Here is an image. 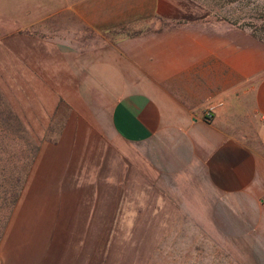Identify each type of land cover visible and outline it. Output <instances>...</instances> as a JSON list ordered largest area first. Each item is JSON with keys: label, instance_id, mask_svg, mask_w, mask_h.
<instances>
[{"label": "crops", "instance_id": "crops-1", "mask_svg": "<svg viewBox=\"0 0 264 264\" xmlns=\"http://www.w3.org/2000/svg\"><path fill=\"white\" fill-rule=\"evenodd\" d=\"M0 7V32L8 33L0 35V47L14 51L28 49L23 25L59 16L97 33L155 31L127 42L129 58L119 67L111 66L112 53L104 54V77L116 73L127 82L113 100L96 108L93 92L90 100L78 88L66 95L62 110L74 115L62 118L60 135L40 146L28 171L25 219L49 227L88 225L97 199L120 208L130 186L141 184L145 193L163 191L172 206L188 209L195 202L205 209L204 218L192 222L213 225L200 229L213 240L214 264H264L263 40L248 28L208 21L209 12L176 23L186 12L177 0H0ZM35 57L29 51V75L47 79L45 70L38 72L46 60L36 68ZM55 92L54 100L40 102L41 110H56L61 94ZM218 102L207 120L206 109ZM83 111L106 112V132ZM79 209H86L83 220ZM71 210L74 216L62 217ZM117 214L106 222H120ZM50 234H13L6 264H41L35 255L44 250L57 253L61 264H80L72 233L48 243Z\"/></svg>", "mask_w": 264, "mask_h": 264}, {"label": "rangeland", "instance_id": "rangeland-1", "mask_svg": "<svg viewBox=\"0 0 264 264\" xmlns=\"http://www.w3.org/2000/svg\"><path fill=\"white\" fill-rule=\"evenodd\" d=\"M177 1L184 5L186 12L181 20L174 21L176 23L209 12L208 21L248 28L264 41V0ZM20 18L22 16L14 19L17 24L22 23L17 20ZM44 22H38L32 28L23 25V31H19L29 35L25 41L27 50L0 47V264H6L8 243L15 233H31L38 237L51 233L48 243L58 242L53 238H60L61 233L63 236L72 233L70 242L80 264H214V257L210 255L213 240L204 238L203 234L205 228L213 225L192 222L204 218L201 214L205 209L195 206V202H191L193 206L188 209L172 206L174 203L166 201L165 196H161L163 191L155 187L145 193L143 185H131V191L124 193L121 207L116 209L109 207L108 201L97 199L94 221L88 225L59 223L49 227L34 223L29 216L25 219L22 210L24 189L16 204L9 209L8 194L13 188L9 185L15 187L17 179L24 178L23 173L33 166L40 146H46L60 135L62 118L74 115L72 111H63L68 107L64 103L66 95L78 88L79 94L89 95L90 100L93 92L96 108L104 101L113 100L119 86L127 82L120 80L116 73L110 79L104 77V54L112 53L111 66L119 67L129 58L127 42L155 34V31L140 32L137 29L97 33L66 16L45 19ZM157 27L163 28L162 23ZM6 34L0 32V35ZM34 41L36 44H31ZM31 50L37 54L36 68L40 59L46 60L44 69L39 68L38 72L45 70L47 79H40L39 74L38 77L29 75L27 56ZM58 55L61 60L55 61ZM65 63L68 68L63 72L61 67ZM55 74L59 79H54ZM48 75L52 78L49 79ZM56 83L58 86L54 87ZM54 92L61 94L55 104L56 110H41L40 102L54 100ZM81 114L88 119L93 115L100 130L106 132L103 127L106 112L83 111ZM66 212L63 218L75 215L74 210ZM85 212L86 209H79L78 219L83 220ZM183 212L192 214L186 216ZM116 214L120 216V222H106ZM52 251H39L35 256L41 264H61L58 254Z\"/></svg>", "mask_w": 264, "mask_h": 264}, {"label": "trees", "instance_id": "trees-1", "mask_svg": "<svg viewBox=\"0 0 264 264\" xmlns=\"http://www.w3.org/2000/svg\"><path fill=\"white\" fill-rule=\"evenodd\" d=\"M28 171L29 170H27L23 173L24 178L27 176ZM24 178L23 179L18 178L16 181L17 185L15 187H14V185H9V186L13 187L12 191L8 194L9 195L8 198L10 200V202H9L10 205H8V206H10L9 209L12 208L16 204V202L18 201V199H19V197H20V195L24 189V185H25V179Z\"/></svg>", "mask_w": 264, "mask_h": 264}, {"label": "built area", "instance_id": "built-area-1", "mask_svg": "<svg viewBox=\"0 0 264 264\" xmlns=\"http://www.w3.org/2000/svg\"><path fill=\"white\" fill-rule=\"evenodd\" d=\"M222 105V102H218V103H215L213 105H210L207 109H206V112H205V118L207 120H212L214 118V113H215V109L217 106H220Z\"/></svg>", "mask_w": 264, "mask_h": 264}]
</instances>
